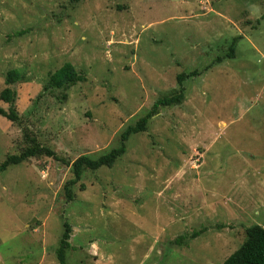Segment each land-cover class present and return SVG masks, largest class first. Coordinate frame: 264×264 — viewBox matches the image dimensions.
<instances>
[{
	"label": "rangeland",
	"instance_id": "rangeland-1",
	"mask_svg": "<svg viewBox=\"0 0 264 264\" xmlns=\"http://www.w3.org/2000/svg\"><path fill=\"white\" fill-rule=\"evenodd\" d=\"M66 63L84 79L51 85ZM191 71L69 200L71 163L118 146ZM0 107L18 115L0 114V165L26 134L62 158L0 170V264L57 263L66 223V264H222L264 226V0H0Z\"/></svg>",
	"mask_w": 264,
	"mask_h": 264
},
{
	"label": "trees",
	"instance_id": "trees-1",
	"mask_svg": "<svg viewBox=\"0 0 264 264\" xmlns=\"http://www.w3.org/2000/svg\"><path fill=\"white\" fill-rule=\"evenodd\" d=\"M233 50V48H232ZM228 57H233L229 54ZM222 58H218L221 61ZM197 71H191L189 73H180L178 75V83L180 85L179 92L171 96H164L159 98L153 105L152 109L143 116L138 122L133 125H129L121 134L120 144L107 152L100 154L97 157H93L88 154L80 155L71 163L73 177L65 183V194L69 200L74 199L73 186L81 179L83 172L86 169L97 170L101 166H113L115 162L125 154L127 151V141L132 134L145 131L149 119L158 112L160 106H169L179 104L184 99V82L188 77L194 76ZM22 77L21 72L18 69H11L7 73L6 83L7 85H13ZM84 77L79 74L75 66L71 63H66L60 69H58L50 78V84L62 88L74 85L78 81H82ZM1 97L7 102H13L15 100V91L10 86L6 87L1 92ZM0 114L6 116L10 120H17L18 115L14 109L7 112L4 108L0 107ZM31 144L22 150L19 154H10L4 162L0 165V170L7 169L10 165L19 164L31 157L47 155L56 159H62L58 153L49 146L42 145L35 137H30ZM72 227L71 224L66 223V229L60 239L59 247L57 248L58 262L55 264L67 263V252L71 247ZM222 264H264V226L260 224H253L246 229V239L233 253H231Z\"/></svg>",
	"mask_w": 264,
	"mask_h": 264
}]
</instances>
